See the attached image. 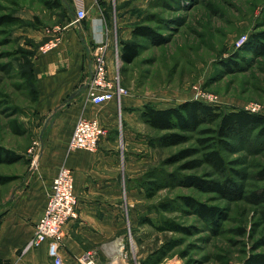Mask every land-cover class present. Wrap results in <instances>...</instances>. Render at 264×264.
Returning a JSON list of instances; mask_svg holds the SVG:
<instances>
[{
    "label": "rangeland",
    "instance_id": "rangeland-1",
    "mask_svg": "<svg viewBox=\"0 0 264 264\" xmlns=\"http://www.w3.org/2000/svg\"><path fill=\"white\" fill-rule=\"evenodd\" d=\"M52 4V0H0V16L18 18L15 23H0V146L18 156L14 162L0 163V207L13 186L26 181L40 150L42 123L30 91L34 86L30 70L40 46L54 40L67 14L62 5ZM104 13L112 40L134 42L139 47L132 62H118L125 95L157 107L199 100L264 115V54L251 50L250 43L253 33L264 30V0H115V12L111 6ZM137 25L150 26L163 42L133 35ZM115 65L111 63V70ZM115 122L119 131L120 110ZM139 127L144 139L133 150L132 168L141 173L139 181L148 170H157L159 186L147 197L145 188L136 186L137 181L134 184L140 200L136 213L150 214L155 223H140L139 227L132 225L129 212L134 204L125 187V248L136 257V263L242 264L250 253L264 252V244L258 245L264 234L259 217L264 203L224 197L185 181L189 174L206 180L224 178L205 163L183 167L201 157L204 147L196 139L201 135L194 131L184 143L161 146L156 140V145L150 142L166 131ZM229 143L228 148L219 146L227 162V178L244 193L258 191L264 186V178L257 175L264 165V139L248 132ZM182 148L196 151L167 162ZM126 160L121 153L122 169ZM187 195L218 206L221 214L213 222L201 219L183 202ZM161 202L169 209L159 208Z\"/></svg>",
    "mask_w": 264,
    "mask_h": 264
},
{
    "label": "crops",
    "instance_id": "crops-1",
    "mask_svg": "<svg viewBox=\"0 0 264 264\" xmlns=\"http://www.w3.org/2000/svg\"><path fill=\"white\" fill-rule=\"evenodd\" d=\"M62 6L70 11L58 27L55 45L39 50L33 60L35 107L42 123L38 134L40 150L26 181L21 186L15 184L0 207V264H52L46 242L28 250L23 247L43 212L52 179L63 164L72 170L77 195V215L63 225V264H81L78 257L86 251H91L96 262L112 259L114 264H137L136 257L132 258L125 248L123 186L126 182L134 204L132 225L139 227L135 210L140 200L134 184L141 173L132 168V156L135 146L144 139L139 125L146 123L139 113L145 102L122 95L119 109L115 99L96 104L86 98L95 38L101 32L110 38L104 17L108 8L94 0H63ZM78 6L86 10L87 16L73 23L72 13ZM100 17L103 25L98 21ZM110 48L108 70L113 77L111 63L115 61ZM119 110L122 125L118 131L115 116ZM79 116L96 117L104 128L95 150L67 148ZM121 153L127 157L123 169ZM139 232L137 229L135 233Z\"/></svg>",
    "mask_w": 264,
    "mask_h": 264
},
{
    "label": "trees",
    "instance_id": "trees-1",
    "mask_svg": "<svg viewBox=\"0 0 264 264\" xmlns=\"http://www.w3.org/2000/svg\"><path fill=\"white\" fill-rule=\"evenodd\" d=\"M52 3V7H59L63 4V0H52ZM102 4L108 9H111L112 5L110 2L103 1ZM65 9L68 14V11H70L69 7ZM17 20L18 18L16 16L10 14L0 16V23L2 24L15 23ZM132 33L135 36H142L157 43L163 42L161 35L157 34L148 25H137L133 27ZM250 43L251 50L264 54V30L253 33L250 38ZM118 45L119 57L123 62H132L139 53V47L134 42H121ZM30 75L34 83L30 91L32 92V99L35 101L37 90L32 67ZM139 116L152 129L166 131L156 139L151 140L150 144L156 145L155 142L157 141L161 146H173L188 141L191 133L194 131L201 135L196 138L204 147L201 157L185 162L183 167L194 168L205 163L211 166L216 172L221 173L224 178L222 181L206 180L205 178L189 174L184 177L186 182L196 186L200 190L214 191L224 197L243 198L256 204L264 203V186L258 191L252 190L244 193L240 185L230 182L225 174L227 162L219 150V146L224 148L231 146L229 143L230 139L242 137L248 132H254L256 137L264 139L263 114L255 113L244 108H223L220 106H212L199 100H185L178 105L168 107H157L147 101L143 104ZM247 138L250 139V137ZM195 151L196 149L192 148H182L169 157L167 162L184 159L192 155ZM17 159V155L5 147L0 146V163H11ZM145 173V178H141L140 181L136 180V186L140 185L144 187L146 196L151 197L154 194V190L159 186L158 182H156L157 170L151 169ZM257 175L264 178V165L257 170ZM125 187H128L126 182ZM182 200L185 205L194 209L193 211L201 219L208 220L209 222L215 221L221 214V209L218 206L198 201L192 196H184ZM159 206L164 211L170 207L163 202ZM259 217L261 223L264 225V206L260 207ZM138 218L139 223L155 226L154 220H152V217L148 213L139 214ZM260 244H264V234L258 240V245ZM242 264H264V252L250 253Z\"/></svg>",
    "mask_w": 264,
    "mask_h": 264
},
{
    "label": "built area",
    "instance_id": "built-area-1",
    "mask_svg": "<svg viewBox=\"0 0 264 264\" xmlns=\"http://www.w3.org/2000/svg\"><path fill=\"white\" fill-rule=\"evenodd\" d=\"M94 1L98 4H102L103 1L110 2L115 12V0ZM86 16V10L78 6L74 10L72 22H80ZM103 20L102 17L98 19L102 25L104 23ZM95 42L91 72L86 82V98L96 104L115 99L120 109V98L127 93V90L120 83L118 42L116 39L112 40L109 38L108 40L104 32L97 34ZM54 45L55 40H50L41 45L40 50L45 51ZM109 47H111L110 51H112L116 64L113 77L109 76L108 70L109 55L107 53ZM251 109L254 108L252 107ZM103 133L104 128L98 118L79 116L75 121L67 148L68 150H95ZM73 181L72 170L64 164L61 165L52 179L43 212L35 222L33 234L23 247V250H28L46 242L47 254L51 258L52 264H63L60 251L64 236L63 225L77 215V195L74 191ZM123 194L125 195V186H123ZM125 219L128 223L127 210L125 211ZM129 232L130 229L128 228ZM92 257L91 251H86L82 256L78 257V260L81 264H114L112 259L96 262Z\"/></svg>",
    "mask_w": 264,
    "mask_h": 264
},
{
    "label": "bare ground",
    "instance_id": "bare-ground-1",
    "mask_svg": "<svg viewBox=\"0 0 264 264\" xmlns=\"http://www.w3.org/2000/svg\"><path fill=\"white\" fill-rule=\"evenodd\" d=\"M112 256V255H111Z\"/></svg>",
    "mask_w": 264,
    "mask_h": 264
}]
</instances>
